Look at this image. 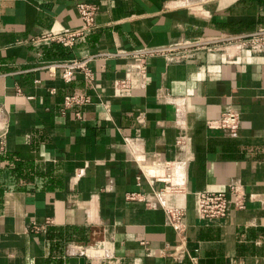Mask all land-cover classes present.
<instances>
[{
	"label": "crops",
	"instance_id": "obj_1",
	"mask_svg": "<svg viewBox=\"0 0 264 264\" xmlns=\"http://www.w3.org/2000/svg\"><path fill=\"white\" fill-rule=\"evenodd\" d=\"M79 3L95 28L46 40L81 30ZM262 27L264 0H0V264H264V49L225 41ZM167 46L92 58L90 81L48 69ZM66 93L89 97L81 119ZM227 111L234 137L207 127ZM165 178L182 192L158 195ZM231 184L244 208L200 219L196 194Z\"/></svg>",
	"mask_w": 264,
	"mask_h": 264
},
{
	"label": "built area",
	"instance_id": "obj_2",
	"mask_svg": "<svg viewBox=\"0 0 264 264\" xmlns=\"http://www.w3.org/2000/svg\"><path fill=\"white\" fill-rule=\"evenodd\" d=\"M77 13L81 19L82 26L80 31H70L58 34H51L45 37L50 40L61 44L63 47H72L79 39H81L88 31L95 28V15L97 7L93 4L79 3L76 5ZM238 40L248 42L252 50L260 52L264 49V27L255 29L246 34L230 36L225 41ZM191 45L188 48L196 47ZM177 46L167 47H143L133 51L125 52L119 51L116 53H104L95 55L86 59H69L54 61L48 65L50 71H57L60 73L61 80L69 84L74 79L75 75H82L86 80H91V72L89 71V62L92 58L96 57H122V58H136L147 61L156 56H166L179 50ZM90 104L88 96L77 93H66L62 97L61 109L63 111H71L76 119H81L82 109ZM3 111L0 108V119L2 118ZM240 124V117L238 113L227 111L220 115L215 121H208L207 127L209 129L219 130L226 137H234L237 134ZM168 166V165H167ZM139 177L137 181H139ZM159 182L164 183L163 189L158 191V195L177 194L182 192V189L172 187L170 179H159ZM132 198V197H131ZM196 213L200 219L212 220L225 218L231 208L242 209L244 208V198L241 190L235 184L228 186L224 192H200L196 194ZM166 216L169 226L173 229L176 237L179 240L184 239L185 235V216L184 209L169 208L166 210ZM190 262L195 263V259L190 258Z\"/></svg>",
	"mask_w": 264,
	"mask_h": 264
}]
</instances>
